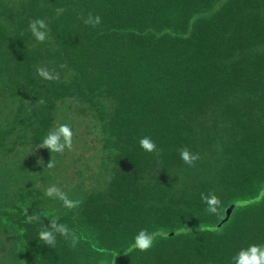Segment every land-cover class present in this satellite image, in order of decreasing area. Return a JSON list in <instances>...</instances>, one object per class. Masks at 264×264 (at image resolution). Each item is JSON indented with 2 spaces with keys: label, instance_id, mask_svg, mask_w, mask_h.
Instances as JSON below:
<instances>
[{
  "label": "trees",
  "instance_id": "16d2710c",
  "mask_svg": "<svg viewBox=\"0 0 264 264\" xmlns=\"http://www.w3.org/2000/svg\"><path fill=\"white\" fill-rule=\"evenodd\" d=\"M0 264H264V0H0Z\"/></svg>",
  "mask_w": 264,
  "mask_h": 264
},
{
  "label": "rangeland",
  "instance_id": "374dc122",
  "mask_svg": "<svg viewBox=\"0 0 264 264\" xmlns=\"http://www.w3.org/2000/svg\"><path fill=\"white\" fill-rule=\"evenodd\" d=\"M57 146H55V148H57ZM77 152H78V150L74 151L73 149H72V151L69 152V156H71V157L69 159H67V163L75 161L77 164V163H80L83 159H84V161H87L90 157V154H91V153H88L86 151H84L83 153L82 152L77 153ZM41 158L43 159V157H41ZM95 161H96V163L98 162V160H95ZM55 162H57V161H55ZM74 175H75V173L73 172L70 174V177H73Z\"/></svg>",
  "mask_w": 264,
  "mask_h": 264
}]
</instances>
